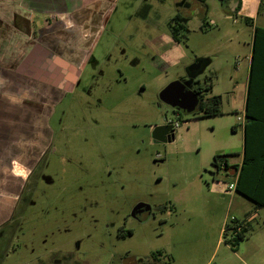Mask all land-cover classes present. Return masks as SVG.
<instances>
[{"label": "rangeland", "instance_id": "374dc122", "mask_svg": "<svg viewBox=\"0 0 264 264\" xmlns=\"http://www.w3.org/2000/svg\"><path fill=\"white\" fill-rule=\"evenodd\" d=\"M84 1L0 0V264H140L156 252V264H264V208L236 248L219 239L224 218H243L251 205L213 165L242 151L229 122L232 88L250 51L244 18L264 26V0L241 14L237 0H186L178 43L167 21L179 0H99L97 12L86 9L94 33L75 22ZM29 8L39 26L66 22L31 39ZM156 36L171 49L151 61ZM202 57L210 63L196 78L213 84L202 101L220 95L225 114H182L173 140L154 143V126L174 119L160 90ZM137 203L149 217L131 216Z\"/></svg>", "mask_w": 264, "mask_h": 264}, {"label": "crops", "instance_id": "0c3cea01", "mask_svg": "<svg viewBox=\"0 0 264 264\" xmlns=\"http://www.w3.org/2000/svg\"><path fill=\"white\" fill-rule=\"evenodd\" d=\"M252 1H255V5L261 2V0H239L240 9L238 10L237 13L241 14L245 10L247 3L248 2L252 3ZM87 3L88 2L85 1L83 2V4L79 3L76 8L77 11L82 13L85 12L86 9L89 7ZM86 13L88 12L86 11ZM9 15H12V12H10ZM34 15L35 13L33 12V9L29 8L28 16L30 17L31 20L29 19L28 22L30 27L32 21L37 18L36 15L35 16ZM0 16H1V9H0ZM36 25H40L38 18L36 20ZM250 25H252L253 29L250 40V51L248 56L246 57V62L243 65V71H244L243 78L241 82H237L236 80L232 88L233 90L232 93L235 96L237 104L232 106V108L229 110V112H231V118L229 119V122L232 124V130L234 131L233 133L238 134V136L241 139L242 151L221 153L218 155H224L225 163L229 166L227 169L224 170L223 162L220 163V170H224L227 177L231 179V182L229 184L235 185L238 177L242 174L241 186L251 191L258 190L260 195L264 198V33L259 34V37L257 39V49L255 50V54L253 55L254 28L255 27L264 28V26H256V25L253 26L252 20ZM2 28H6V25L0 24V45H1ZM7 28L8 30L12 31L11 28L9 27ZM168 41L173 42L170 38L168 39ZM169 42L167 44L166 43L162 44L160 40H158L156 41V43H154V45H156V48H160V56L164 58L166 53H168L169 50L171 49L169 48L170 47ZM40 47L43 50L45 46L40 45ZM160 56L158 57V60L159 59L161 60ZM203 59H206V65L210 63V60L208 58H203ZM239 70L240 68L238 69L237 72H239ZM24 77L25 76L23 74L20 76V79H23ZM212 88H213V84H212ZM210 91H212V89ZM212 95H217V94H212ZM221 104H222V98L220 103L221 113L210 117H215L225 114L221 108ZM201 117H206V116H201ZM231 147H232L231 145H228L227 148H231ZM226 190H228V186ZM230 191L234 192L241 198H244L247 202L250 201L244 195L236 191L235 188L234 190H230ZM249 204L251 205V209L244 212L243 218H237L236 216L234 217L244 221L252 220L253 217H255L254 215L261 208H264V206L256 207L251 201ZM224 222H225V218L222 222V226L219 228V232H218L219 239L220 236L222 237ZM209 261L210 259L208 258L204 264H209Z\"/></svg>", "mask_w": 264, "mask_h": 264}, {"label": "trees", "instance_id": "16d2710c", "mask_svg": "<svg viewBox=\"0 0 264 264\" xmlns=\"http://www.w3.org/2000/svg\"><path fill=\"white\" fill-rule=\"evenodd\" d=\"M204 1V0H200ZM240 9V3L239 0H237V5L235 7V12H238ZM177 19H175L176 21ZM245 23L251 24V19L245 17L244 18ZM173 22H169V27L172 25ZM177 24V23H175ZM181 27L172 26L170 30L171 38L175 42H180V31ZM264 33V28L261 27H255L254 28V52L257 49V39L259 37V34ZM212 89V82L211 79L208 77H204L202 82L200 80L195 81V88L194 92L197 93L199 96L204 98V95H207V93ZM220 103H221V97L218 95H210L206 97V100L202 103V105L199 107L198 111L192 114H195V118H200L201 116H214L221 113L220 111ZM175 114L178 115L177 119L180 120L182 114H185L181 111H175ZM223 162V168L224 170L227 169L229 166L225 163L224 155H215L213 158V165L216 168V171L220 170V163ZM241 177L242 174L238 177L237 182L235 184V189L240 194L244 195L247 199H249L256 207L264 206V198L260 195L258 190L251 191L249 189L243 188L241 186ZM258 189V188H257ZM253 220V219H252ZM252 220H241L237 219L235 217L230 219V224H225L222 231V237L224 242H230V244L236 248V245L247 238L248 232L252 231ZM158 256H160V252H156L154 254H151L149 257V260L157 261Z\"/></svg>", "mask_w": 264, "mask_h": 264}, {"label": "flooded vegetation", "instance_id": "af4514ba", "mask_svg": "<svg viewBox=\"0 0 264 264\" xmlns=\"http://www.w3.org/2000/svg\"><path fill=\"white\" fill-rule=\"evenodd\" d=\"M98 1L99 0H90L87 4L89 5V7L94 11V12H97L98 11ZM180 8H179V10H177V12L175 13V15L173 16V17H171L168 21H167V27H168V29H169V31L171 30V27L174 25V26H178V27H181L182 29V31H184V30H186V27H187V20H188V17H187V13H186V11L188 10V9H190L191 8V6H192V3L190 2V1H186V0H179V2H178V4H177ZM39 11V10H38ZM52 11V10H51ZM60 11H62V13L61 14H65L64 12V9H63V7L60 9ZM75 11H77V9H74V10H72V12H75ZM87 11V10H86ZM70 12H71V10L70 11H67V13H66V15L67 14H70ZM88 12V11H87ZM49 14V13H48ZM59 17V16H58ZM75 17H78L77 15H75ZM79 17H81V18H79V21L77 22V19L75 18V22L77 23V24H79L80 26H82V28L84 29V30H86V29H88L89 30V32H92V33H94V31H95V23H96V17L94 16V15H91V13L90 12H88V13H86L85 14V16L83 17V14H82V16L81 15H79ZM59 18H61V17H59ZM175 19H177L176 21H175ZM54 20V19H53ZM52 19H49V18H44L43 19V24H45V25H41V26H39V25H36V21H35V19L33 20L34 21V23L32 22V24H31V31H30V38L31 39H39V36L41 37V33L39 34V31H40V29H48V28H52V26L53 25H55V23H59V22H66L65 21V19H64V17H62L61 18V21H59V19L58 18H56L54 21H53ZM174 21V23H172V25H170V27H169V22H173ZM175 23H177V24H175ZM39 26V27H38ZM55 31V30H54ZM53 31V32H54ZM52 32V33H53ZM159 36H156V40H153V41H151V43L152 44H150V45H153V46H155V48H153L154 49V51H152V55L150 54V57H149V60H151V61H153L154 59L156 60V58L158 59V57L160 56V48H156V45H154V43H156V41H158L159 40ZM170 39L173 41V42H175L172 38H171V35H170ZM50 40L51 41H53L52 39H50V38H48V39H45V40H43L42 42H48V43H51L50 42ZM39 42V41H38ZM54 42V41H53ZM177 43V42H176ZM41 45H44L43 43H40ZM47 49H48V46H46V45H44ZM52 50V49H51ZM70 58H68L67 60H69ZM84 58H80V59H77V60H75L74 59V61H70L69 60V62H66V63H70L71 65H72V67L74 68V69H78V68H81L82 67V64H83V66H85L84 65V60H83ZM199 59H201V60H203V62L204 63H206V59H203V57L202 58H199ZM63 62H65V59L63 60ZM77 76V75H76ZM91 77H94V79L96 78L95 77V75H92ZM77 79H78V77L76 78L75 77V79L72 81V83L74 84V82H76L77 81ZM93 79V80H94ZM198 79L197 78H195L193 81H192V86H191V89L194 91V88H195V81H197ZM200 98H201V100H203V98L200 96ZM202 103H203V101H201V103H200V105H199V107L202 105ZM172 109V108H171ZM199 109V108H198ZM172 111H173V114H174V119H170V120H168V121H165L164 123H161V124H158V125H170V126H172V129H173V133H174V131H175V129L176 128H174L173 127V120H175V116L177 115V114H175L174 112L176 111L175 109H172ZM179 112V111H178ZM158 125H155L154 126V128L156 127V126H158ZM153 128V129H154ZM152 129V130H153ZM153 140V139H152ZM173 139H171V141H172ZM168 142H170V141H168ZM166 143V142H165ZM138 204V203H137ZM136 204V205H137ZM145 204V203H144ZM158 210H159V212H163L164 210H165V208H164V210H163V207H159L158 208ZM141 212L142 211H144L143 209H141L140 210ZM144 212H147L148 213V217L150 216V214H151V212H152V208L150 207V210L149 211H144ZM135 215H137L136 213L134 214V215H132V211H131V216H133V217H135ZM147 217V218H148ZM129 263H131V264H138V263H136V262H134V259H129V261H128ZM140 264H156L155 263V261H152V260H150V261H148V262H146V263H140Z\"/></svg>", "mask_w": 264, "mask_h": 264}, {"label": "water", "instance_id": "95a60500", "mask_svg": "<svg viewBox=\"0 0 264 264\" xmlns=\"http://www.w3.org/2000/svg\"><path fill=\"white\" fill-rule=\"evenodd\" d=\"M224 5V0H219ZM206 63L203 60L198 59L187 68V78L177 79L169 82L159 92V99L164 104L176 111H181L185 114H192L198 111L201 103L200 96L192 89V81L196 78L200 72L206 67ZM151 137L154 143H165L171 141L174 138L172 126L170 125H158L152 132ZM156 160L155 162H160ZM149 211L150 206L144 203H138L135 205L132 215L136 210Z\"/></svg>", "mask_w": 264, "mask_h": 264}, {"label": "built area", "instance_id": "2783aa9c", "mask_svg": "<svg viewBox=\"0 0 264 264\" xmlns=\"http://www.w3.org/2000/svg\"><path fill=\"white\" fill-rule=\"evenodd\" d=\"M177 117H178V115L175 116V120H173V123H172L174 128L179 127V121L180 120H178ZM234 188H235L234 184H229L228 185V190H234Z\"/></svg>", "mask_w": 264, "mask_h": 264}]
</instances>
